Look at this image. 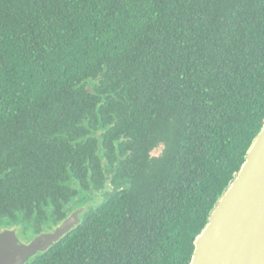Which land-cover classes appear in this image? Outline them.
I'll return each mask as SVG.
<instances>
[{"label":"trees","instance_id":"trees-1","mask_svg":"<svg viewBox=\"0 0 264 264\" xmlns=\"http://www.w3.org/2000/svg\"><path fill=\"white\" fill-rule=\"evenodd\" d=\"M263 123L264 0H0V230H51L113 168L25 264H189Z\"/></svg>","mask_w":264,"mask_h":264},{"label":"water","instance_id":"water-1","mask_svg":"<svg viewBox=\"0 0 264 264\" xmlns=\"http://www.w3.org/2000/svg\"><path fill=\"white\" fill-rule=\"evenodd\" d=\"M83 211L76 208L26 242L16 229H1L0 264H25L76 226ZM189 264H264V123L196 236Z\"/></svg>","mask_w":264,"mask_h":264},{"label":"rangeland","instance_id":"rangeland-1","mask_svg":"<svg viewBox=\"0 0 264 264\" xmlns=\"http://www.w3.org/2000/svg\"><path fill=\"white\" fill-rule=\"evenodd\" d=\"M158 153L155 152V154ZM104 170H105V180H104V185L102 186L101 189H93L91 188L87 194H84V206H76L74 204V202L79 201L81 199L80 196H76V198L73 200L71 206L72 207V211L75 210L76 208L79 207H84V211H85V207L86 208H95L100 202H102L104 200V198L114 189V186L112 184V175H113V168L109 167L108 165H104ZM74 204V205H73ZM83 211V212H84ZM13 228V227H12ZM16 233L18 235V237L24 241L23 236L21 235L20 231L17 229Z\"/></svg>","mask_w":264,"mask_h":264},{"label":"flooded vegetation","instance_id":"flooded-vegetation-1","mask_svg":"<svg viewBox=\"0 0 264 264\" xmlns=\"http://www.w3.org/2000/svg\"><path fill=\"white\" fill-rule=\"evenodd\" d=\"M74 211V210H73ZM72 212V210L68 213V215L70 214ZM83 214V212L80 214V217H81V215ZM67 215V216H68ZM56 226H54L51 230H47V231H52L54 228H55ZM28 241V240H27ZM24 242H26V240H24Z\"/></svg>","mask_w":264,"mask_h":264}]
</instances>
